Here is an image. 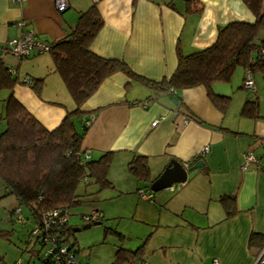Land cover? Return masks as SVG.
<instances>
[{
	"label": "crops",
	"instance_id": "obj_1",
	"mask_svg": "<svg viewBox=\"0 0 264 264\" xmlns=\"http://www.w3.org/2000/svg\"><path fill=\"white\" fill-rule=\"evenodd\" d=\"M200 1V12H188L183 0H172V6L166 0H68V7L58 12L53 0H0V44L26 29L38 39L57 40L72 31L80 11L94 4L103 24L90 49L159 80L175 69L178 44L189 53L212 43L219 25L254 19L242 0ZM18 20L22 26L15 24ZM14 74L19 80H42L39 93L32 81L15 83L12 92L46 128L57 126L75 107L48 52L34 48L18 60ZM244 77L239 65L229 81L211 83L215 93L230 97L219 109L204 85L177 90L180 103L174 104L169 99L173 92L158 91L118 70L81 105L82 118L92 117L81 147L94 159L111 152L107 176L113 196L127 198L138 219L132 220L140 224L136 246L125 243L130 234L120 231L125 235L122 245L134 250L146 239L141 260L132 264H210L213 259L218 264H254L264 248V76L254 72L250 90L242 86ZM7 94L0 89V100ZM247 98L256 99L258 117L241 114ZM205 145L208 150L200 154ZM245 151L258 158L248 168L241 166ZM135 154L145 156L154 179L171 159L204 162L191 178L152 192L150 200L136 192L147 182L127 170ZM223 195L234 196L229 216L220 201ZM253 232L260 237L250 243Z\"/></svg>",
	"mask_w": 264,
	"mask_h": 264
},
{
	"label": "trees",
	"instance_id": "obj_2",
	"mask_svg": "<svg viewBox=\"0 0 264 264\" xmlns=\"http://www.w3.org/2000/svg\"><path fill=\"white\" fill-rule=\"evenodd\" d=\"M183 1L185 11L200 12L202 9L200 0ZM242 1L253 14V21L232 20L219 25L212 43L189 53H185L178 44L175 69L159 80L135 73L124 61L102 57L93 52L90 42L103 21L94 4L80 11L72 31L50 41L48 49L54 69L61 76L75 103V107L67 111L59 124L52 129L46 128L14 97V84L26 82L24 79L19 80L14 74L15 65L5 63L0 54V89L8 90L3 100L4 110L0 115L5 122L4 129L0 130V179L5 188L4 195L12 194L17 202L7 212V218L21 223L29 218L32 220L29 238H32L33 245L28 247L30 256L37 257L41 264H51L54 254L59 252V247L64 246L66 252L61 255V259L68 253L78 258V243L75 239L70 241L74 227L70 225L69 219L58 223V216L51 217L49 213L59 208V214L64 211L71 214L70 207L83 202V195L87 193L78 192L80 181H84L85 185L94 183L97 191L106 186L113 188L107 176L111 152L105 151L94 159L87 157L85 149L81 147L88 126L85 120L89 117L82 118L85 114L80 107L105 77L120 70L158 91L173 92L179 100L177 90L204 85L210 101L219 109H224L230 97L215 93L211 89L212 82L229 81L239 65L245 70L248 69L252 75L258 72L264 76V0ZM166 3L172 6V0H166ZM2 48L3 44H0V52ZM41 83L42 80L31 83L37 93L40 92ZM179 103L178 101L177 104ZM240 112L246 117H258L256 99L247 98ZM195 159L196 157L193 160ZM127 170L137 180L147 182L145 186L136 189L137 193L139 189L150 188L154 178L149 176L144 155L135 154L128 162ZM88 178L92 180L91 183L86 181ZM220 201L225 213L228 216L232 214L234 196L223 195ZM16 208L20 211L19 219L11 215ZM23 208L26 209V217L22 214ZM95 209L100 212L98 220L101 221L103 213L101 209ZM43 218L48 220L47 225ZM35 227L40 229L42 238L33 234ZM107 229L105 233L110 230ZM110 231L118 236L119 241L115 244L113 259L108 264L139 262L146 239L132 250L122 245L125 238L122 232L114 228ZM11 233L12 230L0 229L1 237H8ZM259 237L260 235L253 232L250 243H254ZM35 244L39 245V250L35 249ZM47 249L49 252L45 255ZM0 264H6L2 256Z\"/></svg>",
	"mask_w": 264,
	"mask_h": 264
},
{
	"label": "rangeland",
	"instance_id": "obj_3",
	"mask_svg": "<svg viewBox=\"0 0 264 264\" xmlns=\"http://www.w3.org/2000/svg\"><path fill=\"white\" fill-rule=\"evenodd\" d=\"M3 108V101L0 100V115L3 113ZM4 125V120L0 118V130L4 129ZM88 179L86 181L91 183L92 180ZM112 189L106 186L97 191V186L94 183L85 185L84 181H80L77 187L78 192H86L87 194L83 195L82 203L70 207L69 222L73 227L84 224L80 215L89 213L93 208H99L103 213V218L99 224H93L88 228H81L76 231L73 230V235L70 236V241L75 239L78 243L80 249L78 258L81 261L85 260L86 264H108L111 262L115 244L119 241L118 236L110 231L113 228L130 234L124 242L132 247L136 246V228L140 224L136 220H132V217L137 219L135 211L130 210L125 196H113L114 191ZM4 191L5 188L0 179V229L12 230L10 236H0V255H3L8 264H19V262L21 264H41L37 257L30 256L28 252V247L33 245L32 238H29V231L33 225L32 220L29 218L21 223L5 216L7 212L16 206L17 202L12 194L4 195ZM22 214L24 217L27 216L25 208H23ZM107 228H110V230L105 233V230H108ZM26 240H29L28 243H26ZM34 247L36 250L40 249L38 244H35Z\"/></svg>",
	"mask_w": 264,
	"mask_h": 264
},
{
	"label": "built area",
	"instance_id": "obj_4",
	"mask_svg": "<svg viewBox=\"0 0 264 264\" xmlns=\"http://www.w3.org/2000/svg\"><path fill=\"white\" fill-rule=\"evenodd\" d=\"M20 1V0H18ZM53 4L55 9L58 12L64 11L68 7V0H53ZM17 26H22L23 22L21 20L16 21L15 23ZM50 47V41L47 40H41L34 36V33L31 30H22L17 36L11 37L7 39L3 43V48L0 52L2 56H15L18 59L22 57H26L30 55L31 51L36 48L38 52H48V49ZM264 52V50H262ZM26 83H30L31 79L29 77L23 78ZM243 87L250 90L254 88V80L252 73L247 69L245 70V77L243 81ZM92 117L89 116L88 119L85 120V123L88 125L91 121ZM189 118L185 117L184 122H186ZM156 120L152 121L151 124H155ZM208 150V146L205 145L200 150V154H203ZM86 156L89 155L86 153ZM258 162V158L256 155L253 154L252 151H245L243 152V162H242V168H248L251 164H256ZM173 186V185H172ZM170 186L169 188H172ZM152 192L145 191L143 189L138 190L139 197L143 199H150ZM60 209L56 208L52 211H50L49 216H58V223L64 222L65 220H68L70 217V214L66 211L59 214ZM19 208H16L12 212V216L16 219H19ZM59 214V215H58ZM100 212H98L95 208L91 209L89 213L81 214L80 217L84 223L86 222H93L95 220H98L100 217ZM6 217L9 216V214L6 213ZM44 224H48V220L46 218H43ZM33 234L39 235L42 238V233L40 232V229L38 227H35L33 229ZM49 252L47 249L44 254L46 255ZM66 252V248L64 246L59 247V252L54 254L53 261L51 264H83L76 256L68 253L64 257V259H61V255ZM50 264V263H49ZM210 264H218L216 259H213ZM254 264H264V248L259 252L257 255V258L255 259Z\"/></svg>",
	"mask_w": 264,
	"mask_h": 264
},
{
	"label": "water",
	"instance_id": "obj_5",
	"mask_svg": "<svg viewBox=\"0 0 264 264\" xmlns=\"http://www.w3.org/2000/svg\"><path fill=\"white\" fill-rule=\"evenodd\" d=\"M2 60L9 65H16L18 58L15 56H3ZM169 99L176 104L177 97L174 94L169 95ZM204 160L198 159L192 163L180 162L176 159H171L163 171L150 183L151 191H159L162 189H168L173 184L183 183L187 179L191 178L203 165ZM99 220H95L92 223L86 222L81 226L74 227V231L80 230L81 228H88L93 224H99Z\"/></svg>",
	"mask_w": 264,
	"mask_h": 264
}]
</instances>
